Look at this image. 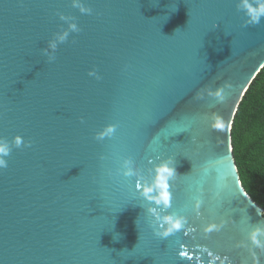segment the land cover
I'll list each match as a JSON object with an SVG mask.
<instances>
[{"label": "water", "instance_id": "1", "mask_svg": "<svg viewBox=\"0 0 264 264\" xmlns=\"http://www.w3.org/2000/svg\"><path fill=\"white\" fill-rule=\"evenodd\" d=\"M72 3L0 0V140L31 143L0 169V264H264L249 239L264 210L232 143L264 17L248 23L243 0ZM124 160L136 175L118 174Z\"/></svg>", "mask_w": 264, "mask_h": 264}, {"label": "trees", "instance_id": "2", "mask_svg": "<svg viewBox=\"0 0 264 264\" xmlns=\"http://www.w3.org/2000/svg\"><path fill=\"white\" fill-rule=\"evenodd\" d=\"M232 143L243 187L264 210V68L239 105Z\"/></svg>", "mask_w": 264, "mask_h": 264}, {"label": "clouds", "instance_id": "3", "mask_svg": "<svg viewBox=\"0 0 264 264\" xmlns=\"http://www.w3.org/2000/svg\"><path fill=\"white\" fill-rule=\"evenodd\" d=\"M72 6L78 8L82 14L91 15L93 11L91 8L85 7L84 4L82 3V0H73ZM242 10L245 11V14L249 18L248 23L258 24L261 18L264 17V0H257L256 7H253L251 4H249L248 0H243ZM61 19H65V17L61 16ZM70 28L72 31H79L76 24H71ZM67 36H68V32H64L62 35L58 34L52 41L49 42L48 47L52 49L51 53H49L47 49L43 50V54L48 57L49 62L55 60V51L58 47V43H63L66 40ZM91 74L92 73H90V75ZM224 87H227V85H223L221 88L217 89L214 94L220 96ZM209 94L212 95L213 93L210 91ZM115 131H116V125L114 124L109 125L105 131L97 135L96 139L102 140L104 139L105 136H111ZM13 146L15 148L31 147V143L26 144L20 136H16L14 141L12 142H9L7 140H0V169H5L8 167V160L6 159V157L10 155ZM101 159L103 160L105 159V157L101 156ZM171 171H174V169ZM171 171L169 169L167 162H163L157 167L158 173L167 172L171 174ZM109 174L111 175V173ZM118 174L124 177H132L136 175L135 171L132 168V162L130 160H124L120 169L118 170ZM136 187L139 188L140 185L137 184ZM163 187L167 188L168 185L164 184ZM151 190H152L151 188H147L143 195L149 201L159 204L161 202L160 199H154L153 197L147 196V193L151 192ZM169 199H170L169 192L165 191L164 193H162V200L164 204H168ZM197 207H199V205H197ZM149 212L154 213L155 209H149ZM169 220L171 221V218H169ZM180 227H181V221L176 220L174 223H170V227L168 228L167 232L162 233L156 227L154 228V231L157 236H161V235L166 236L170 234L174 229H179ZM214 229L218 230L216 226L213 225L211 227L206 228V231L211 232ZM261 233H264V228L257 226L253 228L249 233V239L257 248L264 249V245H262L260 240L257 238L258 235ZM252 255L255 264H259V258L255 254V252H253Z\"/></svg>", "mask_w": 264, "mask_h": 264}]
</instances>
